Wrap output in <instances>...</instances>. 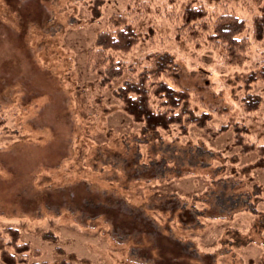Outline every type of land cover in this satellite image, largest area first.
<instances>
[{
	"label": "rangeland",
	"instance_id": "obj_1",
	"mask_svg": "<svg viewBox=\"0 0 264 264\" xmlns=\"http://www.w3.org/2000/svg\"><path fill=\"white\" fill-rule=\"evenodd\" d=\"M92 1L0 0V231H18L26 264H264V174L231 130L243 124L246 139L264 144V83L247 82L264 63V41L251 36L264 0H104L99 17ZM186 3L245 21L251 46L242 65L226 64L204 36H177ZM116 15L139 36L116 57L172 54L180 71L170 85L189 89L194 112L208 111V124L226 130L141 133L114 96L126 75L102 88L87 65ZM248 94L261 98L249 113ZM161 156L182 176L146 178L151 171L140 168ZM156 191L186 204L187 215L137 217Z\"/></svg>",
	"mask_w": 264,
	"mask_h": 264
},
{
	"label": "trees",
	"instance_id": "obj_2",
	"mask_svg": "<svg viewBox=\"0 0 264 264\" xmlns=\"http://www.w3.org/2000/svg\"><path fill=\"white\" fill-rule=\"evenodd\" d=\"M103 2L104 0L92 1L90 9L94 16L99 17ZM178 20L180 24L177 28L179 34L177 36L181 34L195 40L204 36L214 49L221 52L222 59L228 65L239 66L247 60L251 41L247 36H242L247 28L243 19L227 12L211 17L204 6L186 3L184 9L179 12ZM110 23V29L97 34L94 48L87 54V65L96 72L99 78L98 84L102 88L110 86L126 75L114 89V96L120 102L122 111L132 121L141 124V133L144 136H149L152 140L158 139L160 130H168L173 125L178 126L182 133L192 125L203 129L213 137L227 129V126L219 129L210 126L208 111L194 112L189 103V89H176L170 85V82L176 81L180 71L179 64L172 54L158 51L150 52L138 61L126 62L118 59L116 53L130 51L137 44L139 36L122 15L111 17ZM251 33L252 40L264 41L263 8L259 15L253 16ZM255 81L264 83V63L248 75L247 82ZM260 103L261 98L258 95L248 94L242 99L243 109L247 113L257 110ZM1 123L3 119L0 117V125ZM231 130L238 150L242 154L255 153L256 162L251 166L264 174V144H256L246 139L248 129L243 124L234 123ZM136 147L138 148L137 144ZM168 163L169 161L161 156L157 160L150 161L146 168L140 169L142 172L144 169L147 172L151 171L146 178L161 180L167 175L165 170L169 171L170 175L173 174L172 178L181 177L176 167L170 169ZM168 198H170L169 194H158L156 191L151 198L152 203L140 208L137 217L145 214L147 209L169 214L177 213V217L187 215L188 210L184 207L186 204L176 207L179 203L177 199ZM170 203L171 207L168 206ZM194 212L199 213L196 210ZM262 224L259 225L264 229V222ZM237 242L242 246L245 244L242 239ZM28 252V244L19 241L16 229L7 227L0 231V264H26ZM40 264L48 263L40 262Z\"/></svg>",
	"mask_w": 264,
	"mask_h": 264
}]
</instances>
